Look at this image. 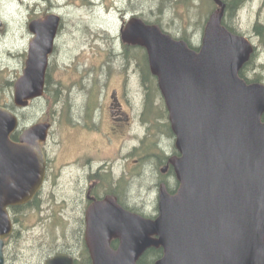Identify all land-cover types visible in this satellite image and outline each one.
I'll return each instance as SVG.
<instances>
[{
  "label": "water",
  "instance_id": "water-1",
  "mask_svg": "<svg viewBox=\"0 0 264 264\" xmlns=\"http://www.w3.org/2000/svg\"><path fill=\"white\" fill-rule=\"evenodd\" d=\"M221 16H210L197 50L137 17L120 31L122 42L145 50L157 79L179 153L171 159L179 188L173 196L161 188L155 219L123 210L114 197L92 204L85 233L92 264H137L152 247L163 252L155 264H264V85L239 77L253 47L222 27ZM59 25L54 14L28 24L33 37L13 84L15 108L44 95ZM19 125L0 106V264L12 231L7 209L29 202L45 177L41 145L51 124L30 125L14 141Z\"/></svg>",
  "mask_w": 264,
  "mask_h": 264
},
{
  "label": "rangeland",
  "instance_id": "rangeland-1",
  "mask_svg": "<svg viewBox=\"0 0 264 264\" xmlns=\"http://www.w3.org/2000/svg\"><path fill=\"white\" fill-rule=\"evenodd\" d=\"M251 1L256 3L251 4ZM158 4V0H0V86L4 81L12 83L11 87L5 89L7 96L0 94L2 100L7 97L9 102H12L13 84L24 69L28 45L33 37L27 29L28 24L51 14L60 18L46 75L49 88L47 91L45 89L42 98L30 102L27 108L14 110L20 118V129L39 122L52 123L46 149L53 163L55 162V166L58 167L59 174L55 176L56 184L47 185L45 191L57 212L55 226L52 231L46 227L34 228L33 217L27 219L31 226L25 227L21 232L19 241L15 243L17 251L12 255L10 264H29L38 242L48 240L50 234L54 237L64 234L62 225H65L66 217L63 213L59 214V210L68 212L70 207L78 202L75 203L73 200L75 178L70 179L68 170L61 166L63 162L73 159L77 154L84 157L92 156L84 151L95 148H101L103 155L100 158L92 157L93 159L102 161L113 159L112 149L119 143L116 140L108 146L104 144L103 139L108 132L109 115L106 102L110 91L117 88L116 80L122 67L119 62L123 46L120 30L131 16L154 21L158 13L156 9ZM205 4V2L203 5L199 4L195 9V0H191L190 8L182 4L176 6L165 3L162 14L157 18L166 34L178 38L185 33L191 46L198 48L201 45L204 28L200 26L204 24L207 16L208 8L203 7ZM243 9L237 28L241 33L253 36L259 51L255 60L256 68L248 72L249 78L264 83V0H250ZM256 21H260L257 25L263 32V37L259 39L252 34V27ZM131 74L130 88L133 98L129 96V99H131L134 118L133 130L129 134L131 136L127 145L129 149L133 148L131 158L134 163L130 166L128 164L131 169L133 168V174H129L126 180L128 194L131 196L130 201L126 203L150 217L156 207L154 177L151 176L154 171L152 167L135 163L139 154L143 125L139 119L142 111L139 97L135 96L139 79L135 74ZM97 97L102 99L101 109L99 102L96 105L97 117L101 122L100 130L87 129L83 123L81 126L75 124L79 128L66 125L69 116L62 115L64 111L69 110L70 115L71 110L73 114L76 111L83 112L88 101ZM154 101L155 109L159 107L157 112H162L160 101L155 98ZM91 105L90 102L89 107ZM71 116L79 122L77 114ZM163 143L166 146L168 141ZM165 151L168 152L169 148H165ZM119 159L118 157L117 160L120 161ZM118 163L114 167V172L120 177L123 167L121 162ZM58 223L61 227L56 226Z\"/></svg>",
  "mask_w": 264,
  "mask_h": 264
},
{
  "label": "flooded vegetation",
  "instance_id": "flooded-vegetation-1",
  "mask_svg": "<svg viewBox=\"0 0 264 264\" xmlns=\"http://www.w3.org/2000/svg\"><path fill=\"white\" fill-rule=\"evenodd\" d=\"M207 7V16L204 20V24H201V28H205L209 18L214 13L222 12L220 19V25L228 30L230 33L245 37L253 47V53L247 63L243 66L240 72L246 80L250 79L248 72L255 70V60L259 55L258 44L255 45V41L251 34L241 33L238 30L239 17L246 5L250 3V0H195L194 8L200 5ZM256 3V1H251ZM205 14V15H206ZM209 14V15H208ZM133 17V16H131ZM130 17V18H131ZM260 21L254 22L252 27L253 35L257 39L263 37L262 28L258 26ZM264 26V25H263ZM124 26H122L123 28ZM121 28V30H122ZM204 28L203 32L204 33ZM120 30V31H121ZM121 39V34H120ZM122 42V40H121ZM123 46H130L131 52H142L146 55L143 48L138 46H132L122 42ZM122 46L121 54L119 55L121 70L119 69V76L117 77V88L112 89L106 102V109L108 110V132L103 139L104 144L111 146L116 140L119 143L118 146L112 149L113 159L109 160H95L93 158H100L103 155L101 148H95V150H85V153H90L92 156L84 157L77 154L73 159L64 161L61 165L62 168L67 169L70 179H74V202L75 206L70 207L68 212L65 210H59V214L65 215L64 234L62 236L54 237L50 234L48 240H41L34 248V252L30 257L29 264H46L50 259L56 256H65L71 260V264H92L89 251L87 249L85 233L87 228L86 213L88 208L95 202L104 200L106 197H114L116 203L125 211L139 215L143 218L145 214L139 209L132 208L126 201H130L131 196L128 194V187L126 180L129 174H133V168L129 167L134 163L132 160L133 148L129 149L127 142L130 132L133 130V118L131 99V84L130 78L132 74H135L139 79V85L137 86L135 96L139 97V106L142 108L139 119L142 128V138L139 141V154L135 163L143 164V166L152 167L154 171L151 176L154 177V189L156 196V207L154 208L153 215H150V219H155L158 212V199L160 190L163 187L169 195H175L179 188V183L176 178V174L173 166L171 165V159L179 157V153L175 148V136L173 135L168 121V112L166 110L164 100L158 89L157 79L150 73L148 60L145 70L144 63H139V57L135 60L128 58L129 51ZM136 51L133 52V49ZM197 50V49H196ZM132 58V57H131ZM147 72V73H146ZM150 75L152 82H149L147 76ZM147 78V79H144ZM153 84L154 90H150L151 84ZM258 83V82H253ZM263 84L264 83H260ZM152 87V86H151ZM154 95V96H152ZM134 96V95H133ZM157 99L162 105L163 111H152L150 102ZM100 97L94 98L88 101L87 106L83 112H75L71 110V115L78 116L79 122L70 115V111H62V115L69 116V122H65L66 125L79 128L75 124H80L90 128V130H100L101 122L97 117L96 105L99 102V109H101ZM92 103L89 107V103ZM71 105V103H70ZM64 118V117H63ZM52 127V123L49 122ZM51 131V130H50ZM156 134V135H155ZM49 136V132H48ZM48 138V137H47ZM152 138V140H151ZM115 139V140H114ZM168 141L166 146L163 145V141ZM163 143V144H162ZM48 140L42 144L43 153L45 156V177L41 189L38 193L27 203L19 206H11L7 209L11 224L12 231L9 236L4 238L2 246L3 264H10L12 255L17 251L16 242L22 235V231L25 227L31 226L27 219L33 217L32 227L37 226L46 227L50 231L55 226V216H57L56 210L53 208L51 198L48 200V195L45 191V187L49 184L55 185V176L59 174L58 167L55 166V162L51 159L46 147ZM165 148H169V151H165ZM137 150V149H134ZM168 150V149H167ZM93 157V158H92ZM118 157L120 158L118 161ZM122 164L121 176H117L114 172V167L119 163ZM53 163V166H52ZM129 164V166H128ZM124 165V166H123ZM125 179V180H124ZM64 201V200H63ZM144 215V216H143ZM63 219V218H62ZM61 227L60 224L56 225ZM120 241L116 238H112L110 241V248L116 251L119 248ZM162 249V248H161ZM163 254V252H162ZM12 263V262H11ZM14 264V263H12ZM17 264V263H15Z\"/></svg>",
  "mask_w": 264,
  "mask_h": 264
},
{
  "label": "trees",
  "instance_id": "trees-1",
  "mask_svg": "<svg viewBox=\"0 0 264 264\" xmlns=\"http://www.w3.org/2000/svg\"><path fill=\"white\" fill-rule=\"evenodd\" d=\"M158 2H159V4H158V6H157V15H156V19L154 20V21H150V20H146L144 17H141L140 19L141 20H143L146 24H154V25H157L158 27H160L161 28V30L163 31V29H162V27H161V25H160V22H159V18H157L159 15H161L162 14V11H163V9L165 8L164 7V5H165V3L167 4V5H173V4H176V6L177 5H184V6H186L187 8H190L191 7V0H158ZM164 32V31H163ZM173 39H177V40H183V41H185L186 43H187V45L190 47V48H192V49H196V48H194V47H192L191 46V44H190V40H189V38H188V36H186L185 35V33L184 34H182L180 37H178V38H175V37H173ZM124 47V49H126L127 51H129V53L130 54H128L129 56H128V58L130 57V59L131 60H135V57L137 58V56L139 57V63L140 64H142V63H144V68H145V70H148L147 68H146V66H147V60H146V55H144L142 52H135L136 51V48L135 49H133V52H135V53H132L131 52V49L132 48H130V46H127V45H124L123 46ZM132 57V58H131ZM147 73V72H146ZM238 75H239V77L241 78V79H243L247 84H250V83H253V82H257V80H253V81H249V80H246L245 79V77L243 76V73L242 72H239L238 73ZM147 78H148V80H149V82H152L153 80H152V78H151V76L150 75H148L147 76ZM147 78H145L144 77V79H147ZM46 91L48 90V88H49V80H48V78L46 79ZM151 84V86H150V90H154V87H153V84L152 83H150ZM12 86V83L11 82H8V81H4L2 84H1V86H0V94H5V89L6 88H8V87H11ZM6 95V94H5ZM7 96V95H6ZM56 98V97H55ZM3 99V97L2 96H0V105H2V106H5V107H7V108H9L10 110H12V111H14L15 110V107H14V105H13V103L12 102H9V100L7 99V97H6V99L5 100H2ZM56 100V99H55ZM150 106H151V110L152 111H154V110H156V111H158L159 110V107L157 108V109H155L156 107H155V103H153L152 101L150 102ZM163 111V110H162ZM263 122H264V115L262 116V119H261ZM21 128V125H20V127H19V131H17V132H15L13 135H12V139L14 140V141H17V139H18V137H19V134L21 133V131L23 130V129H20ZM144 216V215H143ZM145 217H147V216H145ZM147 218H150V217H147ZM161 256H162V249L161 248H149V249H147L145 252H144V254L140 257V259L138 260V262H137V264H155V262L158 260V259H160L161 258Z\"/></svg>",
  "mask_w": 264,
  "mask_h": 264
},
{
  "label": "bare ground",
  "instance_id": "bare-ground-1",
  "mask_svg": "<svg viewBox=\"0 0 264 264\" xmlns=\"http://www.w3.org/2000/svg\"><path fill=\"white\" fill-rule=\"evenodd\" d=\"M161 29V28H160Z\"/></svg>",
  "mask_w": 264,
  "mask_h": 264
}]
</instances>
